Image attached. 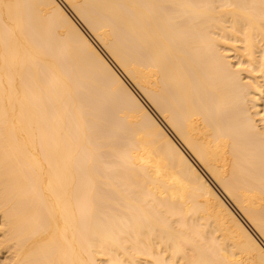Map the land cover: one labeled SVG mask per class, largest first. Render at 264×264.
I'll return each mask as SVG.
<instances>
[{"label": "bare ground", "instance_id": "6f19581e", "mask_svg": "<svg viewBox=\"0 0 264 264\" xmlns=\"http://www.w3.org/2000/svg\"><path fill=\"white\" fill-rule=\"evenodd\" d=\"M0 264H264V0H0Z\"/></svg>", "mask_w": 264, "mask_h": 264}]
</instances>
